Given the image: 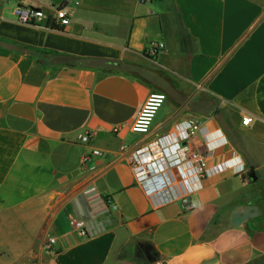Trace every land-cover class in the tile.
Instances as JSON below:
<instances>
[{
  "label": "crops",
  "instance_id": "obj_1",
  "mask_svg": "<svg viewBox=\"0 0 264 264\" xmlns=\"http://www.w3.org/2000/svg\"><path fill=\"white\" fill-rule=\"evenodd\" d=\"M62 1L0 0V39L53 53L45 64L0 42V264H264V0H75L52 29L12 13ZM149 42L164 45L153 60ZM152 92L166 105L132 133ZM191 117L193 152L245 171L160 204L129 154ZM216 131L225 142L207 152Z\"/></svg>",
  "mask_w": 264,
  "mask_h": 264
},
{
  "label": "built area",
  "instance_id": "obj_2",
  "mask_svg": "<svg viewBox=\"0 0 264 264\" xmlns=\"http://www.w3.org/2000/svg\"><path fill=\"white\" fill-rule=\"evenodd\" d=\"M75 0H63L61 4L48 7L47 9L34 8L30 6H16L13 16L16 22L44 29L63 28L70 24L68 5ZM145 2L147 0H138ZM164 49L161 42H149L145 55L149 59H155L160 51ZM166 100V95L160 92L150 93L140 110L138 111L132 125V133L145 136L149 133L152 122ZM250 119L242 118V125L248 124ZM247 121V123H245ZM201 130V124L196 118L181 119L176 122L171 130L164 134L150 136L140 146L135 148L128 157V163L134 175L135 181L145 191L148 197H158L160 204L185 199L190 193L202 186L206 177L231 169L235 174H242L245 167L238 157L225 160L213 166H207L203 155L194 153L191 143ZM218 144L208 146L207 152H212L216 147L225 142L219 131ZM78 141L86 144L89 136L80 135ZM102 156V153L93 150L90 155L83 157L85 163L89 157ZM185 209L190 205L184 203ZM115 209V206H113ZM76 234L87 237L84 221L74 219L72 222ZM57 238L48 237L43 244L46 254H54L56 251ZM154 264H163L156 261Z\"/></svg>",
  "mask_w": 264,
  "mask_h": 264
},
{
  "label": "trees",
  "instance_id": "obj_3",
  "mask_svg": "<svg viewBox=\"0 0 264 264\" xmlns=\"http://www.w3.org/2000/svg\"><path fill=\"white\" fill-rule=\"evenodd\" d=\"M0 42L12 47L13 49L27 51L31 56L37 58L39 61L47 64L48 63V56H50L52 51L40 50L34 47H30L27 45L19 44L13 41H7L4 39H0ZM108 62V61H107ZM77 63H81L78 61Z\"/></svg>",
  "mask_w": 264,
  "mask_h": 264
},
{
  "label": "rangeland",
  "instance_id": "obj_4",
  "mask_svg": "<svg viewBox=\"0 0 264 264\" xmlns=\"http://www.w3.org/2000/svg\"><path fill=\"white\" fill-rule=\"evenodd\" d=\"M215 103V102H214ZM164 105H166V102H165V104H163V106H161V107H164Z\"/></svg>",
  "mask_w": 264,
  "mask_h": 264
},
{
  "label": "snow or ice",
  "instance_id": "obj_5",
  "mask_svg": "<svg viewBox=\"0 0 264 264\" xmlns=\"http://www.w3.org/2000/svg\"><path fill=\"white\" fill-rule=\"evenodd\" d=\"M245 123H247V121H245Z\"/></svg>",
  "mask_w": 264,
  "mask_h": 264
},
{
  "label": "water",
  "instance_id": "obj_6",
  "mask_svg": "<svg viewBox=\"0 0 264 264\" xmlns=\"http://www.w3.org/2000/svg\"><path fill=\"white\" fill-rule=\"evenodd\" d=\"M253 178H254V176H253Z\"/></svg>",
  "mask_w": 264,
  "mask_h": 264
}]
</instances>
